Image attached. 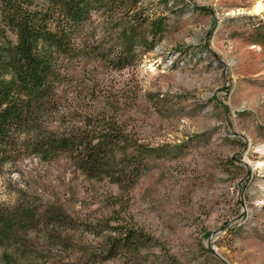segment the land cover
Masks as SVG:
<instances>
[{"label": "rangeland", "instance_id": "374dc122", "mask_svg": "<svg viewBox=\"0 0 264 264\" xmlns=\"http://www.w3.org/2000/svg\"><path fill=\"white\" fill-rule=\"evenodd\" d=\"M258 1L143 0L161 29L145 24V46L119 70L117 22L92 16L87 56L65 62L59 114L42 125L60 136L85 118L98 131L116 115L117 142L93 173L68 152L11 158L0 170V264H264ZM112 240L123 244L115 253Z\"/></svg>", "mask_w": 264, "mask_h": 264}, {"label": "trees", "instance_id": "16d2710c", "mask_svg": "<svg viewBox=\"0 0 264 264\" xmlns=\"http://www.w3.org/2000/svg\"><path fill=\"white\" fill-rule=\"evenodd\" d=\"M142 1L0 0V170L28 150L68 152L83 172L100 170L117 142L116 115L109 118L108 129H88L90 123L81 118L79 125L60 136H50L42 124L59 114L57 88L65 62L87 56L85 29L94 14L103 12L107 25L117 22L116 45L109 58L112 70L132 65L137 45L146 44L140 35L145 24L160 31L163 18L143 7ZM70 110L63 114L71 116ZM129 238L126 233L122 243ZM122 243L112 240L108 251L115 253Z\"/></svg>", "mask_w": 264, "mask_h": 264}, {"label": "bare ground", "instance_id": "6f19581e", "mask_svg": "<svg viewBox=\"0 0 264 264\" xmlns=\"http://www.w3.org/2000/svg\"><path fill=\"white\" fill-rule=\"evenodd\" d=\"M263 10H264V2H260V1L256 2L253 7V11L255 13H260Z\"/></svg>", "mask_w": 264, "mask_h": 264}]
</instances>
